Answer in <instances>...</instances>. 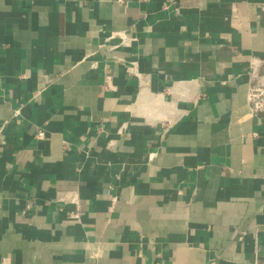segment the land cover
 I'll return each mask as SVG.
<instances>
[{"label": "crops", "instance_id": "crops-1", "mask_svg": "<svg viewBox=\"0 0 264 264\" xmlns=\"http://www.w3.org/2000/svg\"><path fill=\"white\" fill-rule=\"evenodd\" d=\"M263 71L264 0H0V264H264Z\"/></svg>", "mask_w": 264, "mask_h": 264}, {"label": "rangeland", "instance_id": "rangeland-1", "mask_svg": "<svg viewBox=\"0 0 264 264\" xmlns=\"http://www.w3.org/2000/svg\"><path fill=\"white\" fill-rule=\"evenodd\" d=\"M253 88L254 97L251 105L254 107L255 104H264V71L260 74L259 79L254 82Z\"/></svg>", "mask_w": 264, "mask_h": 264}, {"label": "built area", "instance_id": "built-area-1", "mask_svg": "<svg viewBox=\"0 0 264 264\" xmlns=\"http://www.w3.org/2000/svg\"><path fill=\"white\" fill-rule=\"evenodd\" d=\"M259 76L260 75H258L257 73L255 74L254 82L259 79ZM253 93H254V88H252L251 91H250V93H249V100H250V102L252 101V98L254 97V94ZM252 110L253 111L264 110V104H261V103L260 104H255L254 107L252 106ZM36 136L38 138H42L44 136V132L43 131H38L37 134H36Z\"/></svg>", "mask_w": 264, "mask_h": 264}]
</instances>
